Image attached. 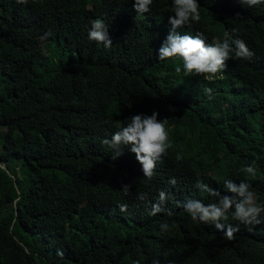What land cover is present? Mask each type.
<instances>
[{
	"label": "trees",
	"instance_id": "trees-1",
	"mask_svg": "<svg viewBox=\"0 0 264 264\" xmlns=\"http://www.w3.org/2000/svg\"><path fill=\"white\" fill-rule=\"evenodd\" d=\"M197 3L201 21L181 34L202 32L212 44L235 29L255 54L229 59L211 82L157 59L171 0H153L143 15L133 0H0V264H264V224L249 231L229 220L240 230L228 241L176 206L214 202L196 181L223 195L224 179L239 184L245 165L256 167L249 182L264 203V4ZM97 18L109 26L108 50L87 38ZM152 111L167 118L170 147L148 181L134 154L113 160L102 141ZM160 190L171 217L148 215Z\"/></svg>",
	"mask_w": 264,
	"mask_h": 264
},
{
	"label": "clouds",
	"instance_id": "clouds-1",
	"mask_svg": "<svg viewBox=\"0 0 264 264\" xmlns=\"http://www.w3.org/2000/svg\"><path fill=\"white\" fill-rule=\"evenodd\" d=\"M243 7L253 8L264 4V0H235ZM16 3L27 5L29 0H16ZM153 0H133V8L137 14H145L151 11ZM200 5L197 0H171V13L168 23L171 28L158 49L157 59L179 60L181 66L175 68V72H181L185 77H202L209 82L222 78V73L227 68L226 62L229 59L251 60L255 55L249 49L244 40L235 38V29L232 35H226L222 41L206 43L202 32L195 35L181 34L179 29L191 27L201 21ZM239 17L240 14L236 13ZM108 25L102 19H93L87 32L89 41L103 45L105 50L112 47ZM53 35L51 30L44 33L42 39ZM209 100L214 99L211 88L203 89ZM159 113L152 111L151 115H131L130 122L117 130L111 139H104L102 144L112 150V159L122 156L127 149L134 154L135 160L140 164L143 177L151 181L156 175V165L162 162L168 155L169 133L166 129L167 118L158 120ZM180 157H177L179 160ZM245 178L239 184L231 179H224L223 188L225 194L209 187L208 184L197 180L194 187L201 193L214 197V202L205 204L199 199H187L183 202L176 201V206L183 208L193 222L200 224H212L217 230L223 232V238L232 241L235 234L239 232L238 225L253 226L264 224V203L259 202L256 191L253 190L249 178H255L257 169L253 165H245L242 169ZM168 183L175 186V177L169 179ZM123 196L130 194V185L124 184L121 188ZM227 193H230L228 195ZM137 199L147 200V193H138ZM169 196L164 190H160L156 201L150 202L149 216H156L165 213L171 217L173 211L166 207ZM118 208L126 212L128 205L120 203ZM229 220L238 222L237 226L229 223ZM161 232H167L169 225L162 223ZM62 256L63 252H58ZM139 264V261L136 262ZM152 264H160L159 258H154Z\"/></svg>",
	"mask_w": 264,
	"mask_h": 264
},
{
	"label": "rangeland",
	"instance_id": "rangeland-1",
	"mask_svg": "<svg viewBox=\"0 0 264 264\" xmlns=\"http://www.w3.org/2000/svg\"><path fill=\"white\" fill-rule=\"evenodd\" d=\"M58 52H59V54H61L62 58H63L65 61H73V60H74V58L70 55V53H69L68 51L61 49V50H59ZM75 54H76V53H75ZM74 56H75V55H74Z\"/></svg>",
	"mask_w": 264,
	"mask_h": 264
},
{
	"label": "water",
	"instance_id": "water-1",
	"mask_svg": "<svg viewBox=\"0 0 264 264\" xmlns=\"http://www.w3.org/2000/svg\"><path fill=\"white\" fill-rule=\"evenodd\" d=\"M2 168H4L2 165H0ZM10 175V174H9Z\"/></svg>",
	"mask_w": 264,
	"mask_h": 264
}]
</instances>
